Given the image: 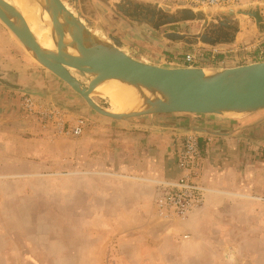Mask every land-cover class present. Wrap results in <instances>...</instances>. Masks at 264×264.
Returning <instances> with one entry per match:
<instances>
[{
  "label": "rangeland",
  "instance_id": "rangeland-1",
  "mask_svg": "<svg viewBox=\"0 0 264 264\" xmlns=\"http://www.w3.org/2000/svg\"><path fill=\"white\" fill-rule=\"evenodd\" d=\"M78 4L81 13L94 26L102 27L107 34L108 31L115 32L118 40L129 45L133 51L146 54V59L152 62L159 63L160 55L175 44L183 46L184 53L191 51L193 47H201L209 52V48L212 47L202 43L192 45L176 43L163 36V32L166 31L196 32L200 21L168 24L156 30L146 22L135 23L127 17H122L110 0H84V6L80 5L79 0ZM262 14L264 16V9ZM121 18L129 20L133 27L123 22ZM262 40L264 32L259 31L254 19L243 17L235 42L215 45L219 50L216 58L207 59L197 65L224 67L248 63L258 48H264ZM220 59L224 60L220 63ZM178 63H183L182 59L176 58L174 64ZM0 73H5L4 80L12 84L26 85V90L21 91L0 83V86L12 94L9 102L15 105L19 115L28 123L38 125L42 131L51 130L50 126H42L43 123L38 116L24 113L20 104L21 94H29L36 98L38 114L51 105L65 111L67 125L78 116L86 118L87 114L79 111L80 105L88 112L97 114L68 85L63 87L65 90L62 92V87L58 86L60 84L53 79L52 73L29 55L1 20ZM96 99L101 105L109 106L106 98ZM202 117L184 114L178 115L177 119L184 124H193L199 122L197 119ZM260 122L263 124L261 136L264 137V119ZM29 134L31 133L28 131L24 135ZM39 134L43 135L40 132ZM52 137L54 136H51L50 140ZM61 137L76 138L70 134ZM262 143L264 146V139ZM44 155L35 159L40 161L37 167L24 160L15 167L3 168L8 175H14L16 172L18 175L0 178V181L7 182L5 185L0 183V190H15L22 195L37 192L39 198L33 197V200H24L21 205H16L21 215L20 225L23 229L19 232L23 239H17L16 247H9L14 248L16 253H10L8 261L0 264H264V192L258 198H242V205L230 207L234 213L229 218L230 228L210 232L208 235L214 239L212 244L206 243L207 238L204 243L196 242L193 237L190 239L192 242L188 241L180 229H169L178 219L165 221L159 216L157 218L152 216V225L148 228L121 231L122 226H127L126 222L132 223L136 219V216L131 214H122L116 217L119 219L117 230L111 231V216L106 214L111 211L110 181L100 179L93 173H85L84 171L88 170L79 166L78 161H75V165L72 163L69 168L66 166L63 168L61 156L57 157L58 152L55 159H51L50 162H47L49 159ZM6 163L12 164L9 160ZM19 171H22L21 174ZM31 171L35 174L26 176V173ZM137 186L139 184L135 185V190ZM133 190L134 185H127L126 182L119 188L123 196H127V193L130 194ZM96 192H99L97 198L100 194L102 196L101 205L104 208L99 210L104 211L103 215L95 214ZM149 192L155 199L156 187ZM84 197L87 198V215L80 216L78 206L84 203ZM137 217L136 221H143L141 216ZM102 220L106 223H100ZM25 237L30 240H26ZM27 253L31 254L30 258ZM24 254H26L24 260L27 258L28 261H19V257H23ZM0 258L2 259V256Z\"/></svg>",
  "mask_w": 264,
  "mask_h": 264
},
{
  "label": "crops",
  "instance_id": "crops-1",
  "mask_svg": "<svg viewBox=\"0 0 264 264\" xmlns=\"http://www.w3.org/2000/svg\"><path fill=\"white\" fill-rule=\"evenodd\" d=\"M182 47L180 44L169 47L160 55V62L153 63L163 66H187L185 63L174 64L176 58L177 60L182 58L185 51ZM52 75L63 92L65 90L63 87L67 84ZM11 95L8 90L0 86V178L18 175L17 172L14 175L6 174L4 167H15L24 160L37 167L40 161L35 159L41 158L40 155L43 156L44 152L49 153H45L49 159L47 162L55 159L58 152L57 157L61 156L63 168L65 166L69 168L72 163L75 165V161H78L79 166L88 170L84 171L85 173H93L100 179L110 181L111 211L106 214L111 216V231L117 230L119 219L117 220L116 217L122 214H131L136 216V219L137 216H141L143 221L135 219L132 223L126 222L127 226H122L121 231L145 229L152 225V216L157 218L159 215L152 202L154 197L149 190L152 191L156 187L158 180L177 178L179 170L175 163V153L183 130L147 122L119 121L98 116L80 105L79 111L87 114L88 120V126L81 136L76 138L54 136L51 130L42 131L38 125L25 121L15 105L9 102ZM263 119L264 109L236 119L203 116L197 119L199 122L193 123L214 132L210 134L196 132L204 156L201 180L208 190L202 204L183 220H177V223L171 225L169 229H180L181 234L186 235L185 238L190 242H192L191 237L200 243H204L206 238V243L214 242L208 234L230 228L229 218L234 215L230 207L242 205V198H258L263 194L264 146L262 139L259 138L263 125L260 121ZM28 131L31 134L24 135ZM51 136H54L52 140H50ZM8 160L12 164H7ZM21 172L19 171L20 174ZM33 174L35 173L32 171L27 172L26 176ZM3 181L0 183L5 185L7 182ZM124 182L127 185H134V190L130 194L128 192L127 196H123L119 191ZM138 184L135 190V185ZM98 193H95L94 210L95 214L103 215L104 211L99 210L104 208L101 205L102 196L100 194L97 198ZM33 197L38 199V193L29 192L22 195L15 190H0V240L2 241L0 262L8 261L9 254L16 253L14 248L9 247H16L17 239L22 238L19 232L23 229L20 225L21 215L16 205H21L24 200H33ZM86 200L87 198L84 197V203L78 206L80 216L87 215ZM100 223L104 224L106 221L102 220ZM83 229L85 230L84 227ZM25 256L26 254L20 256L19 261H23ZM27 256L30 258L31 254L27 253ZM25 260L28 261L27 258Z\"/></svg>",
  "mask_w": 264,
  "mask_h": 264
},
{
  "label": "water",
  "instance_id": "water-1",
  "mask_svg": "<svg viewBox=\"0 0 264 264\" xmlns=\"http://www.w3.org/2000/svg\"><path fill=\"white\" fill-rule=\"evenodd\" d=\"M31 1L39 8L42 26L48 27L53 48L40 45L22 13L7 0H0V20L37 63L65 82L103 117L210 134L214 132L197 124L181 123L177 116L236 119L264 109V61L229 67L158 65L146 59V54L133 51L105 33L102 27L94 26L81 13L79 0ZM110 2L122 17L135 23L146 22L156 30L168 24L200 21L199 29L193 33L163 32L166 39L186 45L233 43L246 16L253 18L259 31L264 32V2L206 10L172 7L155 0ZM121 19L133 27L129 20ZM4 78L5 73H0V83L26 90V85L12 84ZM112 79L135 89L139 99L135 106L114 112L97 101L96 97L107 100L108 97L96 87Z\"/></svg>",
  "mask_w": 264,
  "mask_h": 264
},
{
  "label": "built area",
  "instance_id": "built-area-1",
  "mask_svg": "<svg viewBox=\"0 0 264 264\" xmlns=\"http://www.w3.org/2000/svg\"><path fill=\"white\" fill-rule=\"evenodd\" d=\"M172 7L190 6L194 8H222L237 5H252L264 0H155ZM264 40L261 42L263 43ZM219 50L212 46L209 52L201 47H193L182 55L183 63L189 66L210 59L214 60ZM222 53V52H221ZM222 55V54H221ZM224 56V54H223ZM222 56V57H223ZM225 57V56H224ZM250 62L264 61V48H258L251 56ZM224 59H220V63ZM21 108L28 115L38 116L42 126H50L53 135L62 136L70 134L80 136L88 126L85 117L78 116L71 124L67 125V113L62 109L51 105L37 112L36 98L29 94H21ZM38 114V115H37ZM43 120V121H42ZM204 156L200 150L196 132L184 131L178 140L175 153V163L179 174L172 180L156 181L157 195L154 205L158 215L165 221L183 220L192 210L202 204L207 186L201 180Z\"/></svg>",
  "mask_w": 264,
  "mask_h": 264
},
{
  "label": "bare ground",
  "instance_id": "bare-ground-1",
  "mask_svg": "<svg viewBox=\"0 0 264 264\" xmlns=\"http://www.w3.org/2000/svg\"><path fill=\"white\" fill-rule=\"evenodd\" d=\"M7 1L13 4L22 13L29 29L35 35L40 45L46 48H53L52 40L48 34V27L42 26L43 23L39 20V8L37 4L33 3L31 0ZM44 19L46 20V14ZM95 90L108 97L109 109L114 112L125 111L128 108L135 106L139 100L138 95L132 86L115 79L98 85Z\"/></svg>",
  "mask_w": 264,
  "mask_h": 264
},
{
  "label": "flooded vegetation",
  "instance_id": "flooded-vegetation-1",
  "mask_svg": "<svg viewBox=\"0 0 264 264\" xmlns=\"http://www.w3.org/2000/svg\"><path fill=\"white\" fill-rule=\"evenodd\" d=\"M80 5H83L84 6V0H80ZM87 14H90V12H87ZM91 15V14H90ZM92 16V15H91ZM90 16V17H91ZM109 27H111V26H109ZM108 33H109V35H111L113 38H115V39H117L118 40V37L117 36H115V32H112V31H108Z\"/></svg>",
  "mask_w": 264,
  "mask_h": 264
}]
</instances>
